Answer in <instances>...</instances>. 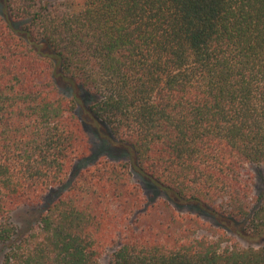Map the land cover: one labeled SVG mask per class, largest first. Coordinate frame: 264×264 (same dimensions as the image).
I'll return each mask as SVG.
<instances>
[{
  "label": "trees",
  "instance_id": "trees-1",
  "mask_svg": "<svg viewBox=\"0 0 264 264\" xmlns=\"http://www.w3.org/2000/svg\"><path fill=\"white\" fill-rule=\"evenodd\" d=\"M1 264H264V0H0ZM59 83L71 94L62 93ZM130 161L91 155L79 95ZM132 169L216 226L147 203ZM64 190L25 232L11 222ZM237 237L261 242L240 247Z\"/></svg>",
  "mask_w": 264,
  "mask_h": 264
},
{
  "label": "rangeland",
  "instance_id": "rangeland-1",
  "mask_svg": "<svg viewBox=\"0 0 264 264\" xmlns=\"http://www.w3.org/2000/svg\"><path fill=\"white\" fill-rule=\"evenodd\" d=\"M1 8V5H0ZM59 88L65 95L69 96L71 94L70 89L64 85L63 83H59ZM91 96L85 92L80 93L79 95V105L76 110V115L79 117L80 121L82 122L88 137L89 141L92 145L91 155L86 159L79 161L73 167L69 181L79 172L82 168L87 166L89 163L93 162L100 156H107L111 160H125L130 161V154L129 152L117 145L109 132V130L103 125L101 122H95L88 112V106L91 103ZM246 171L253 174L254 177V187L253 192L254 195L259 193L262 189L264 184V164L261 165H254V166H247ZM132 179L133 181L141 188L143 191L147 203L154 202L157 199L165 198L169 199L167 193L160 190L156 187L153 183L149 180L140 176L137 172L132 169ZM64 190V187H55L52 188L48 193H46L42 198V204L40 207L35 208H21L15 211L11 216V222L16 226L18 233L22 234L25 232L28 224H32L38 212L45 208L51 201H53L61 192ZM171 204L180 212L182 213H191L194 215H198L204 220L205 222L211 223L212 225L216 226L214 219L204 210L199 208L197 205L191 204H176L170 201ZM39 210V211H38ZM234 242L240 247H246L249 244L257 247V245L261 244L257 242H247L237 237H233ZM113 248L110 249L101 259L100 264H109L110 255L113 252ZM4 247L0 245V264L2 260V255L4 252Z\"/></svg>",
  "mask_w": 264,
  "mask_h": 264
}]
</instances>
